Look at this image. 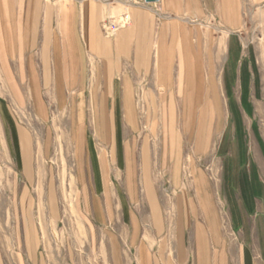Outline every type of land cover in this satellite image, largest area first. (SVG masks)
I'll return each instance as SVG.
<instances>
[{
	"label": "crops",
	"instance_id": "obj_1",
	"mask_svg": "<svg viewBox=\"0 0 264 264\" xmlns=\"http://www.w3.org/2000/svg\"><path fill=\"white\" fill-rule=\"evenodd\" d=\"M118 13L128 15V24L106 34V19ZM236 92L242 107L244 94L264 93V0H0V141L16 143L29 175L31 130L18 125L10 108L27 125H52L53 108L60 110L67 119L58 124L68 126L74 145L79 188L90 187L89 173L100 195L96 213L102 203L108 217L113 208L125 214L122 180L129 202L139 201L135 158H141L145 198L162 232L149 146L160 129L159 167L168 168L171 186L183 198L179 206L173 203L166 227L176 245L171 264H229L212 185L193 166L186 179L183 143L193 136L191 156L210 150L223 126L222 94L230 104ZM138 109H146L144 120ZM28 226L22 247L0 241V264H37L31 221ZM185 236L187 250L180 241ZM140 255V264H148L146 250Z\"/></svg>",
	"mask_w": 264,
	"mask_h": 264
},
{
	"label": "rangeland",
	"instance_id": "obj_2",
	"mask_svg": "<svg viewBox=\"0 0 264 264\" xmlns=\"http://www.w3.org/2000/svg\"><path fill=\"white\" fill-rule=\"evenodd\" d=\"M118 15L120 13L114 16ZM246 19L255 17L246 14ZM224 60L219 63L220 72ZM232 61L228 63L229 72L233 71L232 63L235 64ZM140 95L141 91H138L137 96ZM222 95V128L214 136L210 150L198 152L195 156L190 155L193 136L184 140L183 170L187 180L192 178L189 171L195 167L202 169L210 180L221 224V249L224 253L226 251L229 264H264V93L244 94L250 102L246 103L244 98L247 106L243 107L240 105V92L230 94V107L226 94ZM10 111L19 126L31 130L32 157L31 172L26 175L16 143L0 141V241L3 246L12 248L18 244L22 247L24 230L28 232V221H31L37 264H140V253L145 250L148 264L173 262L175 238L167 234L166 227L169 219L174 217L173 203L179 206L183 198L180 188H172L168 168L160 170L158 153L161 141L157 137L160 129L156 131L157 140L149 141L155 152L151 158V175L165 222V229L157 232L143 190L141 158H135L139 201L135 204L129 202L122 180L118 185L125 214L121 209L113 208V218L108 217L102 203L97 206L100 209L97 214L96 199L100 195L94 192L89 173L90 187L79 188L77 158L69 138V128L58 124L67 118L53 108L52 125L39 122L27 125L18 110L11 107ZM28 111H24L26 116L31 114ZM138 113L144 120L146 109H138ZM159 116L157 113V119ZM143 129L147 139L149 126ZM189 155L191 158L187 157ZM181 219L179 216L180 223ZM180 241L184 244L183 249L187 250L190 237L185 236Z\"/></svg>",
	"mask_w": 264,
	"mask_h": 264
},
{
	"label": "built area",
	"instance_id": "obj_3",
	"mask_svg": "<svg viewBox=\"0 0 264 264\" xmlns=\"http://www.w3.org/2000/svg\"><path fill=\"white\" fill-rule=\"evenodd\" d=\"M128 22L129 18L127 14H121L118 17L109 16L105 22L104 32L108 35H112L119 28L126 26Z\"/></svg>",
	"mask_w": 264,
	"mask_h": 264
},
{
	"label": "bare ground",
	"instance_id": "obj_4",
	"mask_svg": "<svg viewBox=\"0 0 264 264\" xmlns=\"http://www.w3.org/2000/svg\"><path fill=\"white\" fill-rule=\"evenodd\" d=\"M70 181H72V180H70ZM71 183H72V182H71ZM71 186H72V184H71ZM40 204H41V202L39 203V211H40V209H41V205H40ZM42 211H43V210H42ZM42 211H41V212H42ZM42 213H43V212H42ZM40 215H41V214H40ZM40 215H39V217H40ZM43 225H44V224H43ZM41 226H42V224H41ZM41 229L43 230L44 227L41 228ZM78 230H79V229H78ZM77 232H78V231H77ZM77 232H76V233H77ZM79 232H80V231H79ZM79 232H78V233H79ZM77 238H78V236H77ZM78 239H79V238H78Z\"/></svg>",
	"mask_w": 264,
	"mask_h": 264
},
{
	"label": "water",
	"instance_id": "obj_5",
	"mask_svg": "<svg viewBox=\"0 0 264 264\" xmlns=\"http://www.w3.org/2000/svg\"><path fill=\"white\" fill-rule=\"evenodd\" d=\"M156 1H158V0H145V2H146V3H149V4H150V3H154V2H156Z\"/></svg>",
	"mask_w": 264,
	"mask_h": 264
}]
</instances>
